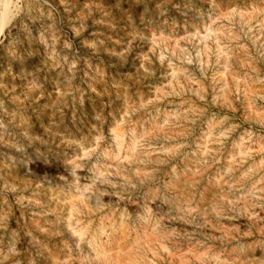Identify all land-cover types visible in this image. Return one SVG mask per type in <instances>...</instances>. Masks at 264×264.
<instances>
[{
    "label": "rangeland",
    "instance_id": "374dc122",
    "mask_svg": "<svg viewBox=\"0 0 264 264\" xmlns=\"http://www.w3.org/2000/svg\"><path fill=\"white\" fill-rule=\"evenodd\" d=\"M11 1L0 264H264V0Z\"/></svg>",
    "mask_w": 264,
    "mask_h": 264
},
{
    "label": "bare ground",
    "instance_id": "6f19581e",
    "mask_svg": "<svg viewBox=\"0 0 264 264\" xmlns=\"http://www.w3.org/2000/svg\"><path fill=\"white\" fill-rule=\"evenodd\" d=\"M11 2H12L11 0H2L1 3L3 4V7H4L5 9H6V8L9 9V8L12 7ZM10 6H11V7H10ZM14 6H15V5H14ZM14 6H13V7H14ZM8 9H7V10H8Z\"/></svg>",
    "mask_w": 264,
    "mask_h": 264
}]
</instances>
